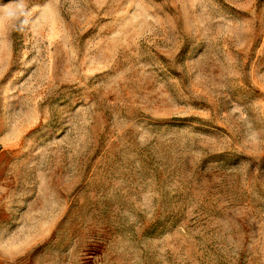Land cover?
<instances>
[{
  "label": "rangeland",
  "instance_id": "obj_1",
  "mask_svg": "<svg viewBox=\"0 0 264 264\" xmlns=\"http://www.w3.org/2000/svg\"><path fill=\"white\" fill-rule=\"evenodd\" d=\"M24 2L0 264H264V0Z\"/></svg>",
  "mask_w": 264,
  "mask_h": 264
},
{
  "label": "clouds",
  "instance_id": "obj_2",
  "mask_svg": "<svg viewBox=\"0 0 264 264\" xmlns=\"http://www.w3.org/2000/svg\"><path fill=\"white\" fill-rule=\"evenodd\" d=\"M14 21L23 27L27 23V9L24 0H10L8 4L0 5V23Z\"/></svg>",
  "mask_w": 264,
  "mask_h": 264
}]
</instances>
